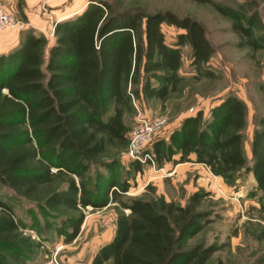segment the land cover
Listing matches in <instances>:
<instances>
[{
  "label": "trees",
  "instance_id": "1",
  "mask_svg": "<svg viewBox=\"0 0 264 264\" xmlns=\"http://www.w3.org/2000/svg\"><path fill=\"white\" fill-rule=\"evenodd\" d=\"M195 1L231 18L234 31L257 47L252 19L242 11L214 0ZM109 8L107 1H91L79 14L58 21L46 61L41 49L45 38L30 28L0 53V183L35 199L43 185L59 180L61 187L43 191L42 206L75 212L57 228L65 243L77 237L83 208L113 202L127 208L129 213L118 214L112 238L97 249L91 264H210L220 249L216 243H188L211 222L209 213L198 209L206 193L193 192L185 205L157 196L124 201L129 183L114 175V160L102 158L109 147L127 146L124 115L132 109V97L164 103L177 91L181 46H190L191 64L199 74L205 72L212 46L202 24L191 17L132 8L109 14ZM163 23L184 30L174 44L166 43ZM246 112L240 98L227 94L207 117L201 110L182 117L167 137L155 139L145 151L157 167L194 162L228 184L252 173L256 192L262 193L259 212L264 220V116L252 132L247 165L242 135ZM133 162L140 171L143 163ZM99 166L110 174L95 170L90 184L89 172ZM22 225L0 200V264H26L37 246Z\"/></svg>",
  "mask_w": 264,
  "mask_h": 264
},
{
  "label": "rangeland",
  "instance_id": "2",
  "mask_svg": "<svg viewBox=\"0 0 264 264\" xmlns=\"http://www.w3.org/2000/svg\"><path fill=\"white\" fill-rule=\"evenodd\" d=\"M103 1L109 3V14L132 8L145 13L170 11L180 18L191 17L204 27L205 36L213 50L208 63L204 65L205 72L199 74L191 64L190 46H181L182 81L177 91L171 93L164 103L142 97L131 98L132 109L124 115L128 143L131 131L142 117L164 120V124L146 144L145 151L155 139L167 137L182 117L194 115L199 110L207 117L212 106L225 95L233 94L246 106V123L242 130L243 150L247 165H251L252 132L259 117L264 116V0H214L240 10L248 20L252 19L257 47L248 44L246 37L234 31L231 18L221 15L208 3L195 0ZM0 3L14 17L24 21L20 15L21 6L17 7L19 14H13L3 1ZM46 5L48 4L43 8L49 11L51 7ZM106 14L107 12L104 16ZM25 23L27 28L28 24ZM56 23L48 17V22H44L46 26L42 29L30 28L45 38L41 48L44 61L49 47L55 42ZM243 23L247 25L245 21ZM161 30L167 44H174L177 34L184 32L183 29L166 23L161 25ZM22 31L18 33V42L23 35ZM42 69L44 70V66ZM128 143L123 150L109 147L102 158L103 161L114 160V175L129 183V190L122 195L124 201L134 197L147 199L157 196L163 197L165 201L185 205L193 192L202 191L206 196L198 209L207 211L211 222L189 239L188 243H216L220 249L212 255L210 264H264V220L259 212L262 193L256 192L252 173H244L235 183L228 184L221 177L213 175L204 165L194 162L178 165L168 162L162 167L143 163L141 170L136 171L132 165L133 160L127 154ZM95 170L110 174L101 166L91 169L90 184L93 182ZM49 186L61 187L62 183L55 180ZM50 187L43 185L40 197L33 199L26 198L0 183V200L11 208L20 224L24 223L21 231L31 236L37 244L32 248L26 264H48L51 260H57L61 264H87L94 249L112 238L118 214H128L129 210L116 202L100 209L90 206L83 208L85 217L77 237L72 242L65 243L63 236L57 233V228L65 226L67 218L76 214L65 206H42L43 191ZM30 225H34V228L31 229Z\"/></svg>",
  "mask_w": 264,
  "mask_h": 264
},
{
  "label": "crops",
  "instance_id": "3",
  "mask_svg": "<svg viewBox=\"0 0 264 264\" xmlns=\"http://www.w3.org/2000/svg\"><path fill=\"white\" fill-rule=\"evenodd\" d=\"M3 1L5 6L14 14L18 13V6L22 7L23 20L27 22L28 27L40 30L44 24L48 22V17L54 19V22L72 17L82 12L89 4L90 0H0ZM46 6L51 7L49 11L43 8ZM51 9V10H50ZM48 12V13H47ZM25 28V29H27ZM5 32V31H3ZM8 33H0V52H6L8 49L15 46L18 42L17 36L19 32L6 31ZM180 164V163H178ZM177 164V165H178ZM198 164V163H195ZM176 170V169H175ZM98 248L94 249L91 253L87 264H91V260Z\"/></svg>",
  "mask_w": 264,
  "mask_h": 264
},
{
  "label": "built area",
  "instance_id": "4",
  "mask_svg": "<svg viewBox=\"0 0 264 264\" xmlns=\"http://www.w3.org/2000/svg\"><path fill=\"white\" fill-rule=\"evenodd\" d=\"M26 23L12 15L0 3V32L13 31L20 32L26 28ZM164 124L162 118H145L142 117L139 123L130 133L127 154L133 161L148 163L154 165L151 153L144 151L146 144L149 143L152 136ZM48 264H61L57 260H51Z\"/></svg>",
  "mask_w": 264,
  "mask_h": 264
}]
</instances>
